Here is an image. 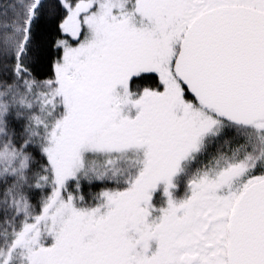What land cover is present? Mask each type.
Masks as SVG:
<instances>
[{
    "label": "snow or ice",
    "instance_id": "obj_1",
    "mask_svg": "<svg viewBox=\"0 0 264 264\" xmlns=\"http://www.w3.org/2000/svg\"><path fill=\"white\" fill-rule=\"evenodd\" d=\"M50 6L56 39L38 57L36 76L55 90L46 106L58 114L44 125V143L26 141L22 150L34 151L46 173L45 225L57 210L60 217L47 243L30 246L35 255L27 264H264V158L255 157L264 146L241 145L253 166L194 190L185 204L170 192L190 145L217 124L264 135V0ZM73 14L78 29L69 31ZM137 84L143 94L133 105L126 98ZM197 113L211 125H198ZM123 153L141 158L127 187L103 189L95 207L78 208L85 160ZM69 180L75 195L67 192ZM160 184L167 207L153 223Z\"/></svg>",
    "mask_w": 264,
    "mask_h": 264
},
{
    "label": "trees",
    "instance_id": "obj_2",
    "mask_svg": "<svg viewBox=\"0 0 264 264\" xmlns=\"http://www.w3.org/2000/svg\"><path fill=\"white\" fill-rule=\"evenodd\" d=\"M50 5L51 0H0V264H4V256L16 246L25 225L40 216L47 202L48 186L41 180L42 161L34 151L22 150V146L26 141L42 145L31 120L32 115L43 114L37 102L42 95L47 96L50 89L39 83L36 76L38 57L56 39ZM25 68L33 71L25 72ZM142 89L137 84L132 93L137 94ZM227 127L241 128L229 123ZM237 134L235 131L225 133L219 151H223L228 142L248 140L249 145H254L257 141V137L250 134ZM79 183L84 201L77 206L85 209L98 203L97 195L101 190L127 187L110 178L85 179ZM75 186V182L67 184V192L75 195ZM157 195L155 202L162 200Z\"/></svg>",
    "mask_w": 264,
    "mask_h": 264
},
{
    "label": "rangeland",
    "instance_id": "obj_3",
    "mask_svg": "<svg viewBox=\"0 0 264 264\" xmlns=\"http://www.w3.org/2000/svg\"><path fill=\"white\" fill-rule=\"evenodd\" d=\"M65 27L69 31H74L78 29V25L75 20V14H73V16L69 18V20L66 22ZM76 59L77 57H73V61H75ZM125 92H127V88H125ZM54 95H55V90L51 88L49 89V93H47V96L45 95L43 97L42 95L40 98L41 101L37 102V104H40L41 105L40 107L43 108V114L41 116L37 114L32 115L31 121L33 122V125L35 127L34 133L40 135L42 144L44 143V140H45L44 125L47 124L51 126L53 121L56 118V115L58 114V111L56 114H50L51 109L46 106L47 104L50 103L49 97H52ZM126 99L128 103L132 101L133 105L135 104V100H129V98H126ZM57 103H59V101ZM189 107H191V105H189ZM130 115L134 116L135 115L134 111L133 113H130ZM196 116H197L198 125L200 126H205V125L210 126L211 125V121H204L202 123L199 119L200 117L199 113H197ZM242 128L243 127L235 129L233 127H227V125L224 124L225 133L228 134L230 133V131H235L238 134H243V135L250 134L252 136H255V138L257 137V141L254 143V146L258 148H260L261 146H264V135H259L258 132L255 131L253 128H245V127L244 129ZM250 140L253 141L252 138ZM248 142H249L248 140L235 142L234 144H232V145H235L234 148L231 147V148L226 149L227 151L226 153L227 154L234 153L232 157H239V156L244 157V155L246 154L248 158L249 157L252 158V155L246 151V148L241 147V145H249L250 143ZM137 156L139 155L136 153H123L115 157H108V156L90 157L86 159L84 162V166L80 173L79 182L85 179L102 180L104 178L113 179L114 182H118V183L124 182L125 180L129 179L130 174L139 167L140 161L137 159ZM255 156L259 158L264 157V151H260L256 153ZM247 162L248 160L242 161V164L240 167L245 168L247 166H251V164L247 165ZM44 175H46L45 172L42 174V176ZM201 175L203 174L201 171H199L197 172V174H193L194 176L193 178L195 177L199 178L201 177ZM179 177L181 178V176ZM71 182L76 183L75 180H69L67 184ZM42 183L45 184L43 180H42ZM161 194L162 193H159L157 195V197L160 199H162ZM66 196L67 194H65V197ZM48 204H49V201L47 200L44 207L48 206ZM93 207L86 208V209L82 208V209L88 210V209H92ZM165 208L166 207L155 208L157 210L156 211L157 217L161 218L163 213L159 210L165 209ZM59 217H60V213H59V210H57V213L55 215L48 218L52 221V223L47 224V226L44 223L46 217L42 214H40V216L37 217L32 223H27L28 225L26 224L23 230L18 235L16 246L13 249H11L8 253H6V255L4 256L5 258L3 257L5 260L4 264H27V260L29 256L35 255V253L31 252V247H35L37 245H41V244L48 242V235L49 233L53 231V224H56L58 226ZM154 247L155 245H153V248Z\"/></svg>",
    "mask_w": 264,
    "mask_h": 264
},
{
    "label": "flooded vegetation",
    "instance_id": "obj_4",
    "mask_svg": "<svg viewBox=\"0 0 264 264\" xmlns=\"http://www.w3.org/2000/svg\"><path fill=\"white\" fill-rule=\"evenodd\" d=\"M139 93L143 94V89ZM136 98L137 94L133 93L129 100H136ZM130 103L133 104L132 101ZM224 134L223 121L213 127L198 143L190 145V152L183 159L182 163L179 164L172 180L173 188L170 189L172 199L177 205H182L190 201L194 190H206L209 187L218 186L226 177H230L253 166V159L248 158L246 155L244 157H232L234 153L227 154L226 152L219 151V148L224 142ZM258 159L259 157H256V160ZM138 160L141 162L140 157ZM246 160H248L247 165L251 164V166L245 168L240 167L242 161ZM198 170L203 175L199 178H193L194 176L191 175V172L195 171L194 173L197 174L196 171ZM182 181L187 182L182 184ZM163 186L164 184L158 185L157 190L152 194L151 204L154 209L167 207L168 198L164 195ZM159 193H162V200L155 202L156 195ZM159 220L160 218L157 217L156 211L153 212L151 221L158 223Z\"/></svg>",
    "mask_w": 264,
    "mask_h": 264
},
{
    "label": "water",
    "instance_id": "obj_5",
    "mask_svg": "<svg viewBox=\"0 0 264 264\" xmlns=\"http://www.w3.org/2000/svg\"><path fill=\"white\" fill-rule=\"evenodd\" d=\"M228 122V121H227Z\"/></svg>",
    "mask_w": 264,
    "mask_h": 264
}]
</instances>
